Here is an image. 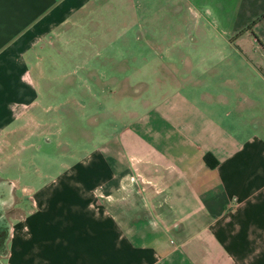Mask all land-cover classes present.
<instances>
[{"label": "crops", "instance_id": "obj_1", "mask_svg": "<svg viewBox=\"0 0 264 264\" xmlns=\"http://www.w3.org/2000/svg\"><path fill=\"white\" fill-rule=\"evenodd\" d=\"M88 1L0 0V264H264V0H184V89H133L121 151L21 184L32 51Z\"/></svg>", "mask_w": 264, "mask_h": 264}, {"label": "rangeland", "instance_id": "obj_2", "mask_svg": "<svg viewBox=\"0 0 264 264\" xmlns=\"http://www.w3.org/2000/svg\"><path fill=\"white\" fill-rule=\"evenodd\" d=\"M45 42L32 51L40 58L30 64L40 97L28 115L38 124L27 128L40 134L12 148L28 173L21 184L53 178L63 161L121 151L118 136L131 128L133 89H184L191 71L183 61L184 0H89ZM198 70L194 65L192 72Z\"/></svg>", "mask_w": 264, "mask_h": 264}, {"label": "trees", "instance_id": "obj_3", "mask_svg": "<svg viewBox=\"0 0 264 264\" xmlns=\"http://www.w3.org/2000/svg\"><path fill=\"white\" fill-rule=\"evenodd\" d=\"M205 161L208 165L210 166H216L218 164L217 159L211 154V153H207L205 155Z\"/></svg>", "mask_w": 264, "mask_h": 264}]
</instances>
